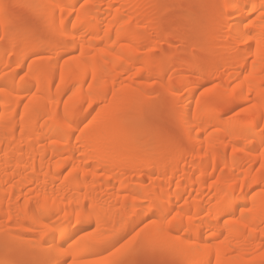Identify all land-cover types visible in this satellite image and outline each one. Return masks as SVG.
<instances>
[{"label":"bare ground","instance_id":"bare-ground-1","mask_svg":"<svg viewBox=\"0 0 264 264\" xmlns=\"http://www.w3.org/2000/svg\"><path fill=\"white\" fill-rule=\"evenodd\" d=\"M78 1L69 0L66 11L62 0L25 2L65 40V50L72 56L60 68L56 88L46 68L28 65V58L55 49L57 42L47 38L33 45L29 38L5 32L7 49L0 46V69L16 64L17 70L29 69L30 74L29 81L20 83V95L11 94L10 88L0 92V218L12 229L18 249L29 254L35 247L33 233L45 229L36 245L40 264H82L101 246L126 238L133 246L141 241L151 251L162 249L181 264H263L264 190L259 188L264 187V0H222L218 15L223 28L214 31L211 25L201 34L213 58L192 70L199 82L190 75L178 81L184 100L176 111L181 133L201 151L193 155L184 148L145 149V167L156 174L148 175L150 182L153 178L151 187L144 186L143 179L131 183L121 167L124 150L133 147L130 135H123L131 126L120 118L127 111L130 90L117 89L123 78L119 76L118 82L116 71L126 64L129 73L130 67L161 55L166 37L151 40L152 47L148 41L140 47L122 44L133 36V25L146 18L141 8L146 0H111L120 3L117 8L107 7L106 0H90V6L75 13ZM210 2L214 7L217 0ZM4 12L0 6V28L5 25ZM73 14L77 15L70 21ZM210 15L216 22L218 17ZM145 49L151 55L144 59ZM9 52L12 57L6 56ZM54 54L48 65L59 72L61 53ZM213 80H219L214 95L226 102L216 112L208 98L196 100L199 88ZM84 102L88 106L82 110ZM251 102L253 119L223 117L235 103ZM144 143L139 138L134 142L136 147ZM150 154L152 161L146 157ZM256 166L262 170L260 178L253 174ZM99 170L104 175L97 174ZM216 172L219 176L208 183L207 176ZM128 191L132 195L127 193L130 197L124 200L122 193ZM190 196L194 202H189ZM143 213L150 221L138 233ZM72 221L81 230L92 231L94 226L95 230L66 245L75 232H67L64 225ZM2 222L0 226L7 227ZM57 230L62 235L55 239ZM97 242L103 244L95 249ZM248 249L254 252L251 261L243 257L249 255Z\"/></svg>","mask_w":264,"mask_h":264},{"label":"rangeland","instance_id":"rangeland-1","mask_svg":"<svg viewBox=\"0 0 264 264\" xmlns=\"http://www.w3.org/2000/svg\"><path fill=\"white\" fill-rule=\"evenodd\" d=\"M26 1L27 0H0V4H1L0 6H2L5 9V12L1 15L2 19L5 21V22L3 21L5 25L4 27L0 28L1 30L0 46L7 49L6 47L8 46L7 41L5 42L6 37L5 35H3L5 32L18 34L20 36L22 35L21 37L23 38L24 37L29 38L28 40L31 39L30 41L31 43H33V45L47 38L52 40L54 43L57 42L56 44L57 46L55 47L56 50L51 49L48 51L36 53L30 55L28 58V65L35 64L46 68L48 75L53 83V88H56L61 79L60 68H63V66L68 61H72L71 58L72 56L68 53L67 49L65 50L66 48L64 42L65 40L63 41L59 39V37L53 32L52 28L48 25L44 16H42V14L39 13V11L37 12L36 11L37 8L35 9L33 5H32L33 7L31 6V4L26 5L25 4ZM62 1H64L62 2L63 4L65 3L64 5H61L64 8L63 9L61 7L62 10L63 11L69 10V6H68L70 3L69 0H62ZM108 1L110 3L107 4V0H106L105 2L106 6L112 5L114 6L113 8H117L120 5V3L117 4V2L114 3L113 1L112 3L111 0ZM210 1L211 0H146L145 2H143V5H141V8L143 7L142 9L145 12L146 18H144L143 21L137 22L136 24L133 25L134 26L133 36L130 39L133 41V43L130 40H127L126 42L124 41L122 43L125 45L136 44L137 45V46L135 45L136 47H140L141 45H143V43H146L145 41H148L149 44L148 43L147 44L149 45V47H152L151 43L153 42L154 39H155L154 41H157L166 37V40L163 45V52L161 53V55H159L156 58H153L148 62L139 63L136 64L134 67L133 66L130 67L129 73H126L125 71L127 67L126 64L122 65L124 68L122 67L118 68L116 71L117 72L116 76L119 78L118 82L119 80H121V78H123L121 83L119 82V84H121V87H119L120 86L119 85L117 86V89L119 88L121 90L124 86H126L124 87V89L125 88L127 89L128 86L127 90H130L129 97L126 100L127 111L125 113H122L120 115V118L122 119L123 122H126L129 126H131V129L128 131L123 130V135L124 136L130 135V139H132L131 140L132 142L130 143L132 144L131 146L133 147V150L130 151L124 150L122 161L125 164L122 162L124 167L121 165L122 169L125 170V172L124 171L123 172L125 174L127 173L125 177L128 176L129 177L128 180L132 181L131 183L137 181V179H139L138 182H140V180L143 179L142 182H144V186L151 187L153 183L152 180L153 178H151V182L149 178L152 177V175L153 177H156L155 172L152 171L151 168H146L142 160L143 158L142 153L145 151V149H149L151 152H153L161 148L166 149L167 147H172L173 149L184 148V149H191L190 153L193 155H197L196 153L198 152L197 150L200 149L201 151V147L199 145L196 144L190 145L191 142L188 139L189 137L183 136L182 134L183 132L181 133V130L177 124L176 111L177 109H179L181 103L184 100L183 98L184 92L183 91L179 92L177 90L179 89L177 86L180 87V85L177 84L178 81L180 79H183L185 75L188 76V79L190 75L191 78L193 77L190 80L194 82H199L200 79L192 74V70H194V68L196 69V67H198L200 63L208 62L213 58L209 55L208 40L205 38L203 39L201 34L203 32H208L209 30H211V27H214L213 28L214 31H216L215 28H217V30L223 28V26L221 25L224 24V22H223V18L222 17L220 18L222 0L221 1L217 0L216 6L214 7L210 5L212 4ZM87 3L88 6L91 5L90 0L89 1L79 0L76 4L75 13H77L78 12L77 10H79L81 7L83 8L84 5L87 6L86 5ZM105 5L103 7L107 8L108 6L106 7ZM150 9L152 10L154 9V10L151 11ZM62 10L59 9L58 13L60 12L59 15L64 16L62 14L63 13ZM212 13H213V18H215V16L218 17V19H216L217 20L216 22L210 20L212 18L210 14ZM76 15L77 14L75 15L73 14V17L71 15L70 21H73L72 18H74V16ZM214 23L216 24L213 25ZM23 28L27 30L25 31V29ZM31 43L30 46L33 47ZM55 51H57V53L59 54L61 53L60 60L58 62L60 63L58 64L59 72L54 69L52 70L48 65L52 57L55 56L54 54ZM78 53L80 55V51L77 52V56H79ZM149 53L150 52H147L146 50L144 53L145 56L143 55L142 57H144V59L149 57L151 55ZM172 53L173 55L171 56L170 54ZM9 54H11V56H9ZM6 56L12 57V53L10 52L8 54L6 53ZM16 66L17 65L14 64L13 66L12 65L10 67L4 66L5 68L3 67L0 69V85L7 84V88L4 87L2 90L7 91V89L10 88L11 94L18 96L20 95L19 88L21 87V85L24 84V82L30 80L29 78L30 76H28L30 74L28 71L29 69H25L28 71L27 74L25 70H21V71L17 70L18 67ZM214 67H216V65ZM119 70H122L124 72L120 71L119 73ZM214 70L216 71L217 69ZM139 73L146 74L147 76L149 75L150 77L148 76V78H146L147 76H143L142 74L141 76ZM163 76L164 78H162ZM187 76L185 77L187 78ZM194 78H198L199 80H193ZM147 79L149 81H146ZM213 81H212L213 83L211 82L209 84H206L205 86L203 85L201 89L199 88L197 93L198 97H196V100L208 98L211 108L213 109L214 112H216L217 110L221 109V107L226 102L222 100L219 96L214 95L213 93L214 88H216L215 86L218 85L217 83H219V80H213ZM146 82L148 85L147 84L145 85ZM2 90H0V92H2ZM32 97H37V95L34 94ZM32 97H29L28 100L26 99V101L28 102L29 99ZM65 100L63 99L61 103L62 106H64ZM26 101L25 103H27ZM45 102L47 103V100ZM252 103L253 102H251V104L235 103L234 106H232L233 108H231L228 111V113H225L223 117L229 120L244 118V117H246V119L248 118V120L253 119L254 115H252V113L251 114L249 113L250 111L252 112V109L254 108V103L253 104ZM50 106L51 105L49 103L45 104V110L48 107L50 109ZM87 106L88 103L84 102L80 106V109L84 110L87 108ZM63 117L64 116L62 115L61 118ZM83 126L82 128H85L86 124L85 125L83 124ZM138 138L144 140L145 143L142 146L136 147L134 142L137 141ZM233 148L235 149V147H232V149L229 148V154L230 152L232 154V151H234ZM77 157H81V155L80 156L77 155ZM146 157L149 161H152L154 159L152 154ZM220 171L221 170H219V174ZM99 172L100 170L97 171V174ZM101 172H100V176L103 174V172L102 174ZM216 173L214 174L215 176L214 175H212L211 177L207 176L208 183L210 182L212 183V181L219 176L218 172ZM253 174L255 177L257 176L259 178L263 175L262 170L260 169L259 166L255 167V171L253 172ZM148 175L150 177H148ZM197 175L195 174L192 175L193 176V177L191 176L192 179L195 178L197 179L198 177ZM138 176H140V178H138ZM143 176H145V178H143ZM179 176L180 175L177 174V177ZM200 178L203 177L200 176ZM196 179L195 182L198 180ZM193 181L194 180H192V182ZM259 189L264 190V187L261 186ZM129 192L130 191L125 192V194L122 193L123 194L122 197L124 200H125L124 197H126V195H128ZM129 197L130 196L126 198L129 199ZM119 199L123 200L121 196L119 197ZM190 199H192V201H190ZM190 199L188 198L189 202L195 201V197L193 196H190ZM131 200H128V203H130ZM104 201H105L104 198L100 200L101 203ZM132 203L133 202L130 203L131 205L129 204L131 209L133 208ZM129 206L127 205V207ZM131 209L127 208L128 211H130ZM130 212H132V210ZM41 213L43 214L44 212ZM174 216H175L174 212L171 213V215L167 217L166 222L167 223L169 221L171 222L170 218L171 217L173 218ZM0 220L1 222L4 221L2 220V218H0ZM149 221H150V215L143 213L142 217L139 219L138 222L139 227L138 226H137L138 228L136 227L135 232L137 231L139 233L141 230H144V228H146V225L147 226L149 225L148 224ZM2 223H4L7 227L3 225L0 226V236H2L0 238L4 239V240L3 239L0 240V264H40L37 261L38 254L36 251V245L41 240V237L44 236L43 234H45V229L33 233L32 246L34 245L35 247H33L34 249L31 248L32 251L30 250V253L28 252L29 254H24L22 253V251L18 249V247L14 243V240L11 235L12 229L5 222ZM75 223L76 222L72 221V223L70 222L64 225V228L67 230V232L68 231L75 232V234H73L69 239L64 241L66 245H69L77 241L79 238H82L84 236V233L86 234V232L88 233L95 230L94 228L95 226L93 227L92 231L91 229L90 231L81 230V228L77 225V223L76 224ZM113 232L116 234L115 230L112 231V233ZM59 235H62V231L57 230L53 236L55 237V239H57ZM126 240L128 239L127 238L124 240L122 239L118 241L116 244L113 245L111 244L110 246L104 248L101 246L103 244L100 243L101 241L99 243L97 242V244L94 243V245L96 246L95 249H97L100 246L102 248L100 247L99 249H97L96 254L84 257L82 264H179L180 262L182 263V260H180L179 258H174L169 256V254L165 253L162 249H161L162 251L159 250V248L157 250L154 249L151 251L149 249L151 247L147 246L146 248L144 246L146 243L144 244L142 242L141 244L140 241L139 242L140 244H136L133 246L130 241H126ZM250 252L254 253L253 251H251V249H248L249 255L243 254L245 260L251 261V258L254 256V254L251 256Z\"/></svg>","mask_w":264,"mask_h":264},{"label":"snow or ice","instance_id":"snow-or-ice-1","mask_svg":"<svg viewBox=\"0 0 264 264\" xmlns=\"http://www.w3.org/2000/svg\"><path fill=\"white\" fill-rule=\"evenodd\" d=\"M4 87H7V85H0V90H2Z\"/></svg>","mask_w":264,"mask_h":264}]
</instances>
